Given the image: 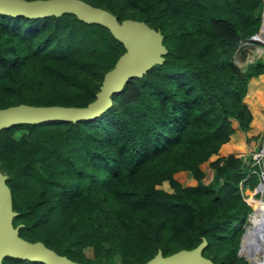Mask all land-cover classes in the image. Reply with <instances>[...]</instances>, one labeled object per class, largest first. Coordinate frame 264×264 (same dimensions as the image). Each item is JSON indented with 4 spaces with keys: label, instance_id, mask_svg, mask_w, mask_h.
<instances>
[{
    "label": "trees",
    "instance_id": "obj_1",
    "mask_svg": "<svg viewBox=\"0 0 264 264\" xmlns=\"http://www.w3.org/2000/svg\"><path fill=\"white\" fill-rule=\"evenodd\" d=\"M87 1L159 28L166 52L93 117L0 128L19 234L90 264H138L204 237L203 254L239 264L238 222L249 210L242 188L257 174L218 151L236 129L232 118L240 132H261L252 110L258 115L264 88L249 102L245 94L250 77L264 84V55L241 66L233 53L258 29L262 0ZM123 50L106 26L71 12H0V106L85 104ZM0 264L46 263L5 255Z\"/></svg>",
    "mask_w": 264,
    "mask_h": 264
},
{
    "label": "water",
    "instance_id": "obj_2",
    "mask_svg": "<svg viewBox=\"0 0 264 264\" xmlns=\"http://www.w3.org/2000/svg\"><path fill=\"white\" fill-rule=\"evenodd\" d=\"M264 0L258 30L264 28ZM0 12L26 16L58 15L74 13L87 22H98L106 26L124 46L113 65L106 69L95 96L85 104H36L29 102L11 103L0 106V128L18 122H37L47 119L76 120L90 118L101 113L112 102V93L122 88L132 75L140 76L153 64L163 60L166 47L163 34L145 20L134 17L119 19L104 6L87 0H0ZM7 173L0 169V259L5 255L40 260L46 264H90L69 257L45 244L41 239H28L19 234L21 223L14 224L16 211L12 208L11 190L6 182ZM258 183L254 187L256 190ZM206 243L203 237L192 247H180L169 253L156 252L138 264H219L202 253ZM239 250V249H238Z\"/></svg>",
    "mask_w": 264,
    "mask_h": 264
},
{
    "label": "rangeland",
    "instance_id": "obj_3",
    "mask_svg": "<svg viewBox=\"0 0 264 264\" xmlns=\"http://www.w3.org/2000/svg\"><path fill=\"white\" fill-rule=\"evenodd\" d=\"M256 31L253 33L251 32L249 35L247 34V35L243 36L239 40V42L237 43V46H236L234 53H233L234 60L237 64L243 66L246 64V62L255 58L256 56L261 55V54L264 55V40L263 41L255 40L252 38V36L254 35V33H256ZM256 85L257 84L255 83V81H253V77H250L248 80L247 91L245 94L247 101L248 100L251 101L253 98H255L254 87ZM259 105H260V109H259V113H258V119H259L260 123L259 122H257V123L259 124V126L261 128L260 135H258L256 138L253 137L252 136L253 130H252V133H250L251 135L245 136V138H241V143L246 144L247 149L243 150L242 153L239 155L242 158L243 162L251 164L252 169L251 168H250L251 170L249 169V173L252 171L256 172L258 184L261 183V181L264 179V177H263V175H264V152H263L262 157H260V158L259 157L258 158L253 157L252 155L254 152L258 151L262 146H264V101H262V103H260ZM232 120H233V118H232ZM24 132H26L25 128H23V127L17 128L14 131V136L17 138L21 133H24ZM236 134H237V132H236ZM263 151H264V149H263ZM254 164H256L257 166H255ZM212 177H213V170L211 168H208L205 172L203 180L205 182H207ZM254 187L242 188V195H244L246 198H248L249 192L247 191V189L255 190ZM258 189H259V187H258ZM253 194L255 196L260 197V192L257 190L254 191ZM245 201L249 205V210L245 214L244 218L238 222L239 239L237 241L236 257H237L239 264H258L256 261L248 260L244 256L239 255L238 249L241 247V244H242L241 241H242L243 234L247 229V225L249 224L247 215H249L248 213H250L252 211V205L250 204V202H248V200H245ZM85 253L90 255L91 249L86 248Z\"/></svg>",
    "mask_w": 264,
    "mask_h": 264
},
{
    "label": "bare ground",
    "instance_id": "obj_4",
    "mask_svg": "<svg viewBox=\"0 0 264 264\" xmlns=\"http://www.w3.org/2000/svg\"><path fill=\"white\" fill-rule=\"evenodd\" d=\"M256 38L264 40V28L260 30ZM256 190L260 192V197L253 194ZM256 190L247 189L249 192L247 199L252 205V211L248 213L249 224L242 237L239 255L258 264H264V179L258 184Z\"/></svg>",
    "mask_w": 264,
    "mask_h": 264
},
{
    "label": "crops",
    "instance_id": "obj_5",
    "mask_svg": "<svg viewBox=\"0 0 264 264\" xmlns=\"http://www.w3.org/2000/svg\"><path fill=\"white\" fill-rule=\"evenodd\" d=\"M253 77V81H255V83L257 84L258 88H264V84L261 83L260 81L257 82V76H252ZM253 113V118L256 119L257 122L260 123L259 119H258V115L254 113V111L252 110ZM233 125L235 126V131L232 133L231 137L223 143V145H221V147L219 148L218 153L221 155H225L229 152H232L236 155H239L242 153V145L244 143H241V138H245V136L251 135L250 133H252V127L240 132L237 124V120L235 118H233L232 120ZM237 132V134H236ZM246 145V144H245Z\"/></svg>",
    "mask_w": 264,
    "mask_h": 264
},
{
    "label": "built area",
    "instance_id": "obj_6",
    "mask_svg": "<svg viewBox=\"0 0 264 264\" xmlns=\"http://www.w3.org/2000/svg\"><path fill=\"white\" fill-rule=\"evenodd\" d=\"M263 149H264V146H262L258 151H256V152H254L253 153V157H256V158H260V157H262V155H263ZM240 155V154H239ZM250 166H251V164H249ZM251 167H249V169H250ZM252 169V168H251ZM250 169V170H251ZM247 188V187H246ZM243 196V198L245 199V200H248L244 195H242Z\"/></svg>",
    "mask_w": 264,
    "mask_h": 264
}]
</instances>
